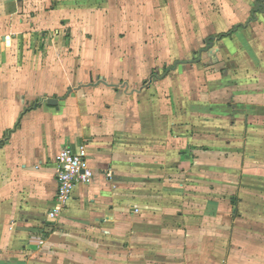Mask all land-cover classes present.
Returning <instances> with one entry per match:
<instances>
[{"label": "crops", "instance_id": "0c3cea01", "mask_svg": "<svg viewBox=\"0 0 264 264\" xmlns=\"http://www.w3.org/2000/svg\"><path fill=\"white\" fill-rule=\"evenodd\" d=\"M0 264H264V0H0Z\"/></svg>", "mask_w": 264, "mask_h": 264}, {"label": "built area", "instance_id": "2783aa9c", "mask_svg": "<svg viewBox=\"0 0 264 264\" xmlns=\"http://www.w3.org/2000/svg\"><path fill=\"white\" fill-rule=\"evenodd\" d=\"M92 178L93 172L89 167L84 145L76 150L62 149L57 156L54 206L47 213V218L51 221L56 220L71 200L75 186L87 185Z\"/></svg>", "mask_w": 264, "mask_h": 264}, {"label": "water", "instance_id": "95a60500", "mask_svg": "<svg viewBox=\"0 0 264 264\" xmlns=\"http://www.w3.org/2000/svg\"><path fill=\"white\" fill-rule=\"evenodd\" d=\"M213 40H214V38H212V37H210L209 39H207V47H206L204 50H201L199 54H201L203 51H204V52H207V51L212 47V45H213ZM198 61H199V60H197V61H192V62L197 63ZM192 62H190V63H192ZM178 64H179L178 62L175 63V64H174L172 67H170L169 69H174ZM180 64H186V63L182 62V63H180ZM169 69H168L167 71H169ZM47 104H49V105H55V104H56V101H55V100H52V99H48V100H47Z\"/></svg>", "mask_w": 264, "mask_h": 264}, {"label": "rangeland", "instance_id": "374dc122", "mask_svg": "<svg viewBox=\"0 0 264 264\" xmlns=\"http://www.w3.org/2000/svg\"><path fill=\"white\" fill-rule=\"evenodd\" d=\"M200 44H203V43H200ZM200 44L199 43H192V44H190L191 46H192V51H196L198 48H200L199 46H200ZM195 47V48H194ZM191 60V57H185V58H178V59H174V60H178V61H183V60ZM173 62V61H172ZM172 62H169V64L167 65V66H170L171 64H172ZM163 72V71H162ZM158 75H161V73H159Z\"/></svg>", "mask_w": 264, "mask_h": 264}]
</instances>
